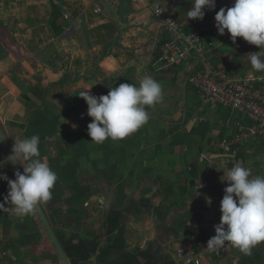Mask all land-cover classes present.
<instances>
[{"label": "crops", "instance_id": "1", "mask_svg": "<svg viewBox=\"0 0 264 264\" xmlns=\"http://www.w3.org/2000/svg\"><path fill=\"white\" fill-rule=\"evenodd\" d=\"M192 2L0 0V125L12 145L39 135V158L58 177L52 198L40 205L70 264H264V242L250 256L228 242L204 250L222 215V168L240 163L252 176L264 175V140L241 141L228 153L209 148L211 140L230 139L232 120L242 116L201 103L188 81L194 61L156 64L166 32L153 5L195 30L214 27L216 12L234 0H216L202 20L188 19ZM201 37L212 44L209 66L264 77L247 61L257 46L215 29ZM145 74L163 89V100L146 106L147 123L124 139L92 142L80 91L106 95L121 83L139 86ZM204 151L208 158L200 161ZM7 157L0 173L15 179ZM7 191L0 180V203ZM4 206L0 264H62L36 211L18 216L10 202Z\"/></svg>", "mask_w": 264, "mask_h": 264}, {"label": "clouds", "instance_id": "2", "mask_svg": "<svg viewBox=\"0 0 264 264\" xmlns=\"http://www.w3.org/2000/svg\"><path fill=\"white\" fill-rule=\"evenodd\" d=\"M215 6L216 0H193L187 17L202 20L205 9L212 10ZM214 19L220 35L227 30L233 43L240 37L259 48L258 52L247 54V61L255 71L264 72L261 59L264 56V0H234L232 6L221 7ZM87 90L80 91L79 96L85 100L87 115L92 118L87 134L96 143L108 138L121 140L136 132L149 119L146 106L163 100L162 85L146 74L140 78L139 86L121 83L109 87L106 95L96 96ZM39 145V135L14 140L12 154L7 158L11 163L19 162L23 173L17 170L15 179L0 173V180L6 181L8 186L0 210L10 202L16 215L25 216L52 198L51 189L58 177L39 158ZM23 161L28 163L25 165ZM222 170L224 174L220 179L228 186L220 201V223L214 226L216 234L207 241V249L218 251L228 242L250 256L252 249L264 242V175L252 176L251 170L240 163Z\"/></svg>", "mask_w": 264, "mask_h": 264}, {"label": "built area", "instance_id": "3", "mask_svg": "<svg viewBox=\"0 0 264 264\" xmlns=\"http://www.w3.org/2000/svg\"><path fill=\"white\" fill-rule=\"evenodd\" d=\"M152 14L162 23L166 32L163 42L158 47L156 64L161 68H168L194 61L197 67L189 74L188 81L201 103L221 106L242 116V119L232 120L235 132L230 139L211 140L209 148L218 147L228 153L231 152L233 145L241 141L258 138L264 140V77L249 79L234 76L205 62V55L212 48V44L203 41L201 32L205 29L217 30L215 26L185 30L177 19L166 14L158 4L152 6ZM206 152L200 155V161L208 158ZM204 250L207 253L213 252L209 251L207 246ZM193 261L198 260L195 258Z\"/></svg>", "mask_w": 264, "mask_h": 264}, {"label": "water", "instance_id": "4", "mask_svg": "<svg viewBox=\"0 0 264 264\" xmlns=\"http://www.w3.org/2000/svg\"><path fill=\"white\" fill-rule=\"evenodd\" d=\"M0 143H1V146L2 148L0 149V159L2 157V155L6 154L7 156H10L12 154V147L13 145L9 143V141L7 140L6 136H5V133L3 132V129L0 125ZM13 165V168L15 169V171L19 170L21 173H23V169L20 165L19 162H16V163H11ZM0 171H1V167H0ZM38 217L40 218L54 248H55V251L57 252L62 264H70L65 252H64V249L62 247V245L60 244V242L58 241L41 205L39 204L37 209L35 210Z\"/></svg>", "mask_w": 264, "mask_h": 264}]
</instances>
